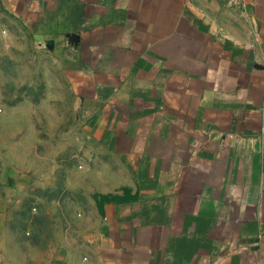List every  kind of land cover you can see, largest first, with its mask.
<instances>
[{"label": "crops", "instance_id": "crops-1", "mask_svg": "<svg viewBox=\"0 0 264 264\" xmlns=\"http://www.w3.org/2000/svg\"><path fill=\"white\" fill-rule=\"evenodd\" d=\"M245 4L0 0L64 63L92 161L65 189L93 197L30 225L26 167L0 157V264H264V0Z\"/></svg>", "mask_w": 264, "mask_h": 264}, {"label": "rangeland", "instance_id": "rangeland-1", "mask_svg": "<svg viewBox=\"0 0 264 264\" xmlns=\"http://www.w3.org/2000/svg\"><path fill=\"white\" fill-rule=\"evenodd\" d=\"M31 38L0 13V157L9 155L11 163L20 161L26 167L20 186L23 192L12 185L10 199L20 198L17 212H24L30 225L40 214L45 219L61 218V222V210L79 217L93 198L65 189L66 170L72 171V180L77 182L82 165L92 161L81 159L85 152L82 131L73 109L76 99L68 93L64 63L59 64L58 55L35 47ZM87 150L96 153L102 148L89 138ZM58 184L61 188H55ZM16 190L24 193L22 199Z\"/></svg>", "mask_w": 264, "mask_h": 264}, {"label": "built area", "instance_id": "built-area-1", "mask_svg": "<svg viewBox=\"0 0 264 264\" xmlns=\"http://www.w3.org/2000/svg\"><path fill=\"white\" fill-rule=\"evenodd\" d=\"M231 3L242 9L246 8L245 0H231Z\"/></svg>", "mask_w": 264, "mask_h": 264}]
</instances>
